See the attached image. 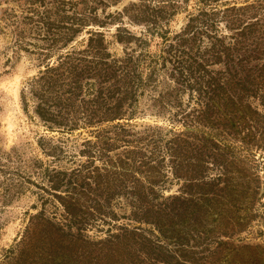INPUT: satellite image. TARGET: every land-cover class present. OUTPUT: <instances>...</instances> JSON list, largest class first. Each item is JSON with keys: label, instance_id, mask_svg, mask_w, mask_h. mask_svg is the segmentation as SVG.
<instances>
[{"label": "rangeland", "instance_id": "374dc122", "mask_svg": "<svg viewBox=\"0 0 264 264\" xmlns=\"http://www.w3.org/2000/svg\"><path fill=\"white\" fill-rule=\"evenodd\" d=\"M43 3L0 0V264H83L107 249L123 252L119 245L127 240H148L151 256L158 255L147 259L132 244L131 260L161 264L163 238L145 210L169 203L195 169L210 181L204 188L210 215L199 219L206 228H198L203 234L193 243L194 261L264 264V97L244 98V117L231 128L206 124L199 92L175 68L180 53L168 48L189 18L234 7L242 45L252 53L255 44L264 45V0ZM253 22L259 33L250 37L243 26ZM208 25L207 36L203 24L194 25L191 44L199 52L214 36L228 44L239 34L220 16ZM78 53L80 87L45 94L37 80L46 65ZM252 54L264 57V47ZM207 67L222 70L223 64ZM39 95L64 125L37 116ZM69 203L81 220L67 214ZM203 211L196 214L206 216ZM111 234L121 237L106 244Z\"/></svg>", "mask_w": 264, "mask_h": 264}, {"label": "trees", "instance_id": "16d2710c", "mask_svg": "<svg viewBox=\"0 0 264 264\" xmlns=\"http://www.w3.org/2000/svg\"><path fill=\"white\" fill-rule=\"evenodd\" d=\"M39 1L43 3V0ZM43 5L45 6L44 3ZM229 11L234 12V15L229 16V13H227ZM50 12L51 10L45 7V16L49 17ZM236 12H238V9L234 7L230 9L227 7L222 12H218L217 10H202L196 16L189 18L185 28L173 37L175 43L168 44L169 51L174 49L180 53V56L175 59V68L181 75H186L189 79L191 78L190 86L199 92L203 100L202 109L199 112L200 117L210 126L221 125L231 128V124L234 123L235 118L244 117L245 111L243 109L245 106H242L244 98L256 97L258 94L264 97V57L252 54L255 50L263 48L264 45L262 47L260 43L255 44L254 49L251 50L252 53L243 47L241 41L243 29L239 28L242 24L239 20L240 15H237ZM218 16H220V19L223 18L226 24L231 22V25L233 24L232 26L236 27L234 29L239 34L232 36L233 40L228 44H225L223 40L214 36L204 48V51L199 52L198 48H194L191 44L194 43L198 34L195 32V23L204 25L205 28L202 33L207 36L209 35L207 29H211L212 27L208 25V22L212 23ZM65 17L68 18L66 15ZM232 18L235 20H232ZM256 26V23L253 22L252 24L243 26V28L248 29L247 32L251 37L255 33H259ZM68 29L75 32L71 27ZM91 35L98 36L97 42L102 41V36L99 33H91ZM91 41L93 39L89 38V42ZM184 43H188L190 48L187 49ZM192 51L194 52L192 53ZM80 54H65L57 60L55 66L46 65L44 73L37 80V84L41 86L45 94H47V89L53 87L63 89L64 86H67L69 88L66 89V93H70L73 90L76 91L80 87L81 68L79 66L81 65V58L76 60L77 58L74 57L80 56ZM256 60L262 63L250 64V62L252 63ZM209 62L212 64H223V69H208L207 63ZM75 96L76 94L73 93L72 99ZM39 98L40 102L35 107L37 116L45 122H51L54 125H64L63 121L56 120V116L48 109L46 106L47 100L41 95H39ZM189 144L190 142H186V145ZM201 146L205 148L206 144ZM195 163L198 168L202 165L199 159L195 160ZM209 182L203 177L202 170H188L185 176V187L179 190L176 196L169 199V203L166 201L151 205L145 210L144 217L157 228L163 238L164 245L161 248L163 249L162 254L164 259L161 261V264H197L194 260L198 254V252H195L198 247L193 245V243L199 239L202 240L203 232L198 230V228H206L203 224L202 226L198 224L199 219L203 218L204 223L210 215L209 205L207 204L208 192H204V188L209 187ZM193 186L198 188L195 193L192 189ZM185 189L189 192L184 191ZM67 205L73 204H66L65 209L67 214L73 219L79 217V220H81L82 216L74 214L70 210V206ZM199 209H204L205 211L203 212H206V216L204 214L199 217L196 214ZM78 211L81 213L79 209ZM121 230L124 235L132 234L133 239H136L134 238L136 235L135 231L129 230L126 227H122ZM120 237V234H111L105 240V243H113L114 240H118ZM57 239L60 241L61 236L59 235ZM80 241L83 240L80 238ZM127 241L119 245L123 252L120 253L117 249H107L108 252H106L107 250L104 251V253L106 252L105 254L102 251L99 260L95 257L96 254L94 253V255L92 254V260H85L83 264H142L139 256L135 258L136 260H131L132 255L128 249L132 244H138L145 254H150L149 250L152 248L150 241ZM206 241L205 239L202 241L201 247L206 246ZM125 252L126 255L124 256L123 253ZM141 255L143 256V254ZM157 256L155 254V257H152L150 254L147 259L152 260ZM65 261L63 264L68 263L70 260L68 262ZM75 261L76 264H82L80 260Z\"/></svg>", "mask_w": 264, "mask_h": 264}]
</instances>
